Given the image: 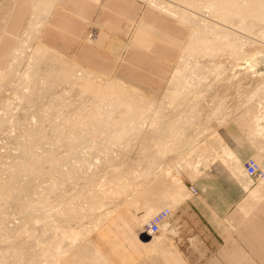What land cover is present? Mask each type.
Segmentation results:
<instances>
[{
	"label": "rangeland",
	"instance_id": "1",
	"mask_svg": "<svg viewBox=\"0 0 264 264\" xmlns=\"http://www.w3.org/2000/svg\"><path fill=\"white\" fill-rule=\"evenodd\" d=\"M35 2L36 0H0V70H2L3 72H6L8 70L13 62L12 57L15 54L17 48L20 47L21 50L19 51L22 53L25 52L23 54L18 52L19 54H21L20 58L19 60H17V62H13L18 64L16 66L18 67L16 69L17 72L15 74L7 76L3 80L4 85L0 89V185L3 180L8 178L7 175L9 176V179H11V172L13 171H17V176H19L18 179H24L26 177V179L29 178L34 181L37 179V177H39V179L36 180V183L38 182L37 184L32 183L34 184V186H39H37L38 188L36 187V189L33 186V193L30 192V187L24 190L28 191H26V194L29 193V197L25 195V192L23 193L22 191H18V195L20 196H18L17 199H20L21 196H23L24 198L22 197V200H18L17 204L16 201H14L17 199H13V197L15 196H12L14 192L6 191V188H9L7 187V183L8 185H10L9 180L7 179V182L6 180L3 181L4 184L1 185V187H4L5 189L3 188L2 193H0V253H6L3 255L5 259L3 258V262H1L0 264H13L15 262L14 260H16L17 257V262L19 261V263L16 262L14 264H21V261L22 264H38L35 262H30L34 257L32 255H35L34 253L36 252V250H38L39 246H41L38 243H43V246L47 245V242L49 240L44 241L42 239V236L45 240L49 237V239L52 240L51 237L53 236L49 235H54V229L52 230V228H50L48 225H51L53 222L54 225L59 224L60 229L65 228L64 230L68 231L78 230L85 227V233L80 240L82 241V239H84L85 242H89L90 244L95 245L100 253L105 256L111 264H144L145 262H149L144 261L143 255H140L139 253L145 251L143 245H145L146 242L150 241L153 238L147 233L146 223L157 211L165 207H170H168L166 203H161L157 206L158 209L156 208L151 216H149L146 220L140 222L139 220L145 214V211L141 208L145 205L140 201L137 204V207L139 206V209H137L136 205L133 206L132 200L136 198L144 190L145 187V190L150 189L151 187V190H154L156 183H158L157 181H161L159 177L162 176V173L165 169L169 171V167L172 171H174V169L176 171H179L183 183L189 189V182L198 175L196 174L197 171L208 169L210 170L212 166H214H206L202 161H204V156L210 150V148H208L207 142L213 141V133L216 134L217 132L215 131H218V128L221 125H224L228 121H239L241 127L243 125L242 128L245 131V123L248 124V127L254 126V115H260L262 111L264 112V98L261 97V95L254 96L253 98L249 95H251L252 91L255 90L254 87L260 84L262 80H260V78H263L264 80V76L260 77L259 75L264 74V53L261 54L260 52L259 55L257 53L249 55L247 54V52H245L246 50L238 53L231 52L230 56L229 54L226 55L224 53L223 55L220 53L221 55L219 54V58H222V68L224 70L226 69V71L227 69H229V71H225L224 73L221 71V77H219L218 79L213 78L210 75V64L208 63L209 59L205 58V56L203 57L200 51L195 54L194 58H190V56H188L189 58L184 62L187 64H191L192 66L195 65V61L198 62V70L203 76H207L206 79L202 83H200L198 87L192 88L193 93L203 92L201 93L202 98L200 97V102L198 105L197 102L193 103L191 97L192 94L187 95L184 93V91H181V94L180 92H178L179 98L175 100L172 99L171 102V99L168 100V98L166 97L167 88L171 87V78L170 81L168 79L174 66L180 64L178 59L183 52L184 47L188 45V42L191 41L189 39V36L192 35L191 24L183 23L177 18L169 16L165 12L159 10L160 8L156 4H153L152 2H149L147 0H55L52 2L53 7L51 6L45 22L42 25H38L41 28L40 29L37 28L38 26L34 28L36 25L34 20H36L35 16L39 15L37 14V12H41V10L39 9L42 8L43 5L40 6L42 2L40 4H37L38 6H40V8H38L37 5H34ZM240 2H242V5L245 7L244 10H246V13L253 10L257 6V3H255V1L253 3V1L251 0H240ZM201 3H204V0H201ZM259 3H261V1ZM34 7L35 9H38L36 10L37 12L35 13V15L32 13ZM32 21V31L34 29H37L38 31H40V33L35 30L32 32L31 30H29L30 28L25 30L28 22L32 23ZM141 21H146L150 25V27L154 29V31H157L158 35L155 33H148L147 38H145V41L141 45L134 46L131 40L134 37L133 34L136 27ZM26 31H29L30 34L34 37ZM36 32L37 36L39 35L38 38L36 37V35H34ZM23 33L25 34V36L27 35L26 37L28 38L24 36L27 40L22 36ZM159 34L161 36L167 34L169 36H172L173 38H176V40H166L165 38L159 36ZM21 37H23V39ZM31 37H33V39H36L33 40ZM28 39L31 41V43H28ZM19 40H23L21 42L24 43L26 41V46L22 45L26 50L23 51L22 46H19ZM38 44H40L39 46L42 45L43 50L46 51L43 52L44 54L42 52V54L40 52H37ZM43 45H47L49 49L45 48ZM197 46L198 45L196 44V47ZM33 51L36 53L34 54ZM33 58L35 61L33 60ZM38 58L39 60H37ZM61 59L65 60L67 63L73 66L75 65L76 68H73L74 72H76L78 69L83 68L89 69L94 72H92V76L90 77V79L91 81L93 80V83L96 86L99 84L97 86L100 87L99 91L96 92V95L98 97H101L107 93L100 90H103L104 87L106 88L107 82L109 83L110 81L117 86V90H127L128 92H131L135 95L137 93L138 96L140 95L154 102V107L151 109V111L143 115L142 123H140L141 121L134 122V124L138 123L139 125L133 126V121L130 124L128 122L131 127L128 125L129 127L127 126V129H129L126 130L127 132L125 131L123 134L126 139L125 142H114L111 144V141H106L108 145L106 142H103L104 144H106L102 145V147L99 146L101 147L100 149L98 147V141L96 140L95 142V138L92 136V126L88 124H79L80 126L74 125L73 127V125L71 126V124L69 125L68 123H65L66 125L64 126L61 124V122H63L61 116L64 114L73 116L75 112L74 110H76V108L80 105V102H84L85 98H87V96H89L92 92L90 90L91 88H89V91H87V93L85 91L87 85L85 77L83 78V80L82 78L78 79L77 75L75 76L74 74L66 79L62 76V72L60 73L61 69H59L58 63H56V61L59 62V60ZM30 60H32V63ZM185 63H183L182 66L186 65ZM35 64L37 65L35 66ZM52 67H54L53 69L57 73L53 71ZM34 68H38L41 70L38 74L39 77L35 80V82H33L34 85L33 83H31L34 86V88L32 89L31 85V87H28L24 84H21L19 82V77L23 72L31 71ZM48 68H51L52 70H49L54 72V74L56 73L55 75H53L52 79H55L54 81L59 80V82L48 85L49 81L46 80L47 72H49ZM57 69L59 70V72ZM188 73L189 72H187V74ZM232 75H238V77H230ZM60 79H62V81ZM42 80H44V82H47L44 83ZM103 84L104 86L102 87ZM178 84L179 83L175 85L176 88H180ZM115 85L113 89H115ZM172 88H174L173 84ZM228 92L230 94H228ZM202 94H204L205 96H203ZM25 95H31L32 97L34 95V99L31 102L33 104H30L29 102L27 103L26 99L23 98ZM113 97H115V95H112L109 98L107 97L105 99V103H110V101L114 103L115 98ZM221 100L223 102L221 104H224V106L220 109V112H218V114H215V116H213V110H215L216 105ZM51 101H53L54 104H52L54 107H50L49 109L47 106L51 103ZM195 103H197V108L198 110H200L199 115L197 116L198 113L196 114L192 126L187 129L188 131L186 133L189 138L194 137V135L196 134H201L200 138H198V141H195V151L190 154H183L179 153L178 150H169V152L167 151L166 153H164L165 155L163 154L164 156L162 155V159H158V157L160 158L159 155L161 154V150L159 149L164 146L163 140L165 137L164 134L166 133V128L168 127L167 125H169V123L173 120H176L178 116L181 117L180 113L189 111V106ZM157 107L158 110L160 108H163L164 110H162L161 113L155 114ZM121 115L122 114H119L117 116L123 120L125 116L122 115V117L124 116L122 118ZM223 115L224 117L227 116V118L224 120V122H221V118H223ZM188 117L189 116H184V118ZM120 119L118 118V120ZM169 119H172V121ZM58 124L68 129L77 127V134L79 133L83 135L85 139L89 140V144L95 143L93 144L95 146L91 147V149L90 147H88V149H90L91 151H87L86 147H84L83 149L77 148V150L80 149L79 151L75 152L77 154V159L74 158L75 155H73L72 158L74 161H72L71 157L69 158L70 161L68 160V166L71 165V161L72 164H74V166H70L69 169H67L68 166L64 167L67 164H63L62 168L61 164L56 165L55 162V164L48 163L50 165L52 164L50 166L46 163L44 165L43 162L37 161V159H33L37 158V155L35 154H44L43 152L45 151H49L45 152L47 154L51 151H54L53 153L56 152L59 155H62L63 153L64 155V152L66 153L69 149H71L66 148L68 145V147L72 145L71 142L69 141L66 143V141L64 140L67 139H63L62 137L59 138V135L54 131V126ZM121 124L123 123H119L120 126H122ZM203 127H206L209 130H203ZM28 129H34L33 131H37L38 129V133L33 134L34 136H32L30 141L28 139H25V131H27ZM33 137L35 139H33ZM31 140L33 141V144ZM21 141H24L26 143L30 142L32 146V148L30 146L29 149H32L31 151H29L30 155L25 154L26 152H21L24 151V149H21L19 145V142ZM107 146V150L109 151L110 149V153L108 151V153H103L102 149H104V147L106 148ZM249 149L250 151L248 154H250V156L248 158L253 157V152L255 150L254 147H251ZM40 151L43 152L41 153ZM56 153L55 155H58ZM85 153H87V155ZM23 154H25V156H23ZM80 154L82 157L80 156ZM29 156H32V158H29ZM78 157L84 160L78 162ZM248 158L243 160V166L244 162ZM18 159V163L25 166H23L24 169H16L17 167L15 166V164L18 163L17 161L15 163V160ZM154 159H156L157 161ZM198 160H200L199 166L194 167L193 170L191 168L192 165L190 161H193L192 164L194 165L198 164ZM35 161L40 164L37 165ZM76 161L77 163H80V165H84L83 171H81L80 173L77 172V170H73L76 168V166V169L82 167H79V164L77 165L76 163H74ZM262 162L264 163V159L262 160ZM35 163L36 165L34 166V169L33 167L31 168L30 166H33ZM41 163L43 164V166L41 165ZM47 165L49 166V171L52 169V167H54L50 171L52 175L48 171ZM259 165L262 173L259 176L252 177L250 179L252 180L251 182L253 186L259 184L260 182L264 183V177L260 178L264 175V167L262 166V164H260V162ZM13 166H15L16 168H13ZM36 166L39 169L41 167L43 169L41 168L39 172H34V170H36ZM8 167H11L13 171ZM44 167H46L47 169H45ZM71 167L73 169H70ZM56 168H58V172L62 171L61 173H59L60 178H57L58 173ZM163 168L165 169L162 170ZM8 169L11 172H6ZM21 169L23 171H25L26 169L27 170L24 173ZM39 169H37V171ZM66 169L67 173L70 171V173H68L69 178L67 173L64 174ZM71 170H73L74 173ZM40 172L43 173V176H41L42 173ZM71 172L73 176H71ZM35 173L37 174L35 175ZM44 173H47L48 175L45 176ZM54 173H56V175ZM23 174H26V176H23ZM53 175L56 177H54ZM48 177L50 179H48ZM61 177H63V179H61ZM64 177H66L67 179ZM60 180H62V182H60ZM65 180H68L70 182L67 181L63 184V181ZM100 180L104 181L102 185L105 184V186L103 185L104 188L101 186V190L103 189V191L101 192V194L99 193V199L97 197V199L99 200H97V202L99 203L97 205V202H95V206V203L91 204L90 201L88 202L86 194L90 185L98 184L99 187V185H101ZM91 181L94 183H92ZM105 181L109 183L107 184ZM165 181L167 180L165 179ZM123 182L124 184H122ZM15 184L11 185V187L15 186ZM48 184L49 186L51 185L50 187H55L56 189L58 188L57 191L49 195L50 193H47L48 190L46 191V186H48ZM111 190H113V193H110ZM35 191H38V193H36ZM7 192H9L12 197ZM6 193L10 198L6 197ZM83 193L86 200L83 199ZM80 194H82L83 197L81 196L79 199ZM246 195H248V192H246ZM3 197L7 198L8 200L3 201ZM35 198H38V200L35 201ZM20 201L22 202L20 203ZM140 203L142 204V206ZM56 204L58 205L57 207ZM62 204L64 207H62ZM100 204L102 205L100 206ZM261 204H264V199L259 202V205L257 207L254 206V208L248 215L244 214V208L242 207L245 206L238 205L235 212H233L234 219L236 221H239L238 226L242 227V224L244 225L245 223H247V221L254 220L257 214L260 215L261 212L259 211V209ZM45 205H48L49 207H45ZM72 206L75 208L73 216L75 215L76 217L74 216V218L72 214H70L72 212L70 211L69 213L68 210L70 207L71 210H74ZM89 206H91L92 208ZM32 207H34L35 210ZM42 207H45L46 209H43ZM50 207L52 209L49 210ZM133 207H136V211H134ZM39 208H42L43 212L41 209V212L40 210H36ZM62 208L67 210L69 218L66 211V213H63L64 210ZM57 209L58 211H60L59 215L57 213ZM170 209L172 215L176 207H172ZM44 210L46 211L44 212ZM61 211L64 215H60ZM104 211L109 212L108 216L104 219H99V215H103L100 213H104ZM55 213L57 216L55 215ZM70 215L72 218L70 217ZM64 218H68V220H65ZM46 223L48 224L46 225ZM53 224L51 227H53ZM45 225L46 228L48 226L49 229H46ZM44 229L46 230V232H44ZM41 231L46 234L40 235L42 233ZM161 232V234L164 235L165 229H162ZM47 234L49 235L47 236ZM39 237H41L40 241L36 239H40ZM32 241H34L36 244L34 242L32 243ZM24 244H26V246H32V248L27 246L29 249H32L31 252H33V246L35 244V252H28L29 249H26L27 247ZM139 247H141V249H139ZM10 249H12V252H9ZM14 250L20 251L21 254L20 252L14 253ZM151 253L152 252H150V254ZM14 255H16L17 257H15ZM28 255H31L32 257L30 256V258ZM146 257L148 258L149 254L146 255Z\"/></svg>",
	"mask_w": 264,
	"mask_h": 264
},
{
	"label": "bare ground",
	"instance_id": "2",
	"mask_svg": "<svg viewBox=\"0 0 264 264\" xmlns=\"http://www.w3.org/2000/svg\"><path fill=\"white\" fill-rule=\"evenodd\" d=\"M53 1H55V0H37L36 1V3H35V5H37V4H40L41 2V4H40V6H42L43 5V7L42 8H40V6H38V8H40L39 10H41V12L39 11V13L36 11V10H38V9H35V7H34V9H33V11H32V13L35 15V13L37 12V14H39V15H37V16H35L36 17V20H34L35 21V27L34 28H36V26H38V25H42L44 22H45V20H46V18H47V16H48V13H49V11H50V9H51V6H52V2ZM147 1H149V2H152L153 4H156L159 8H160V10L161 11H163V12H165V13H167V14H169L170 16H172V17H175V18H177L178 20H180V21H182V22H184V23H189V24H191V26H192V35H190L189 37V39L191 40L190 42H188V45H186L185 47H184V49H183V52L181 53V56H180V58H179V65H177L176 67H175V69H174V71L172 72V75H171V81H170V85H171V87H168V89H167V94H166V97L168 98V100L169 99H171V102H172V99L173 100H175V99H177V98H179L178 96H179V94H178V92H180V94H181V91H184V93L185 94H187V95H189V94H192V98H194L195 97V99L197 100L198 98H200L201 97V93H203V92H197V93H193V91H192V88H195V87H198L199 85H200V83H202L205 79H206V77L207 76H203L201 73H200V71L198 70V68H199V63L198 62H196L195 61V65L194 66H192L191 64H187V63H185L184 61H186L189 57L188 56H190V58H194V56H195V54L197 53V52H199L200 51V53H201V55L204 57L205 56V58H208L209 59V61H208V63L210 64V70H209V72H210V75L213 77V78H219V77H221V75H220V73H221V71L224 73L225 71H226V69L224 70L223 68H222V58H219L220 56H219V54L221 53V54H223L224 55V53L227 55V54H229V56H230V54H231V52H233V53H235V52H243L244 50H246L245 52H247V54H251V55H253V54H258L259 55V53L261 52V54L262 53H264V1L263 0H251V1H253V3H254V1H255V3H257V6L253 9V10H251V11H249V12H247L246 13V10H244L245 9V7L242 5V2H240V0H204V3H201V0H147ZM261 1V3H259ZM247 4V3H246ZM53 7V6H52ZM158 8V9H159ZM244 13H246V14H244ZM33 15V16H34ZM32 16V17H33ZM34 17V18H35ZM31 21V20H30ZM33 24V21H32V23H29L28 22V25L26 26V28H25V30L26 29H29V30H31L32 31V29L31 28H33V27H31V25ZM43 27V26H42ZM37 28H40L39 26L37 27ZM41 29V28H40ZM35 31H38L37 29H34ZM33 30V31H34ZM32 31V32H33ZM27 32V31H26ZM39 33H40V31H38ZM25 33V32H24ZM23 33V34H24ZM27 33H29L30 34V32L28 31ZM22 34V36L24 37L25 36V34L23 35ZM32 34H34V33H32ZM206 34V35H205ZM31 35V34H30ZM34 35H36V37L38 38V36H37V32L34 34ZM27 36V35H26ZM25 36V37H26ZM31 36H33V35H31ZM23 37H21L22 39H23ZM24 37V38H25ZM30 37V36H29ZM34 37V36H33ZM33 37H31L32 39H33ZM26 38H28V37H26ZM25 38V39H26ZM20 39V38H19ZM24 39V40H25ZM30 39V38H29ZM28 39V40H29ZM34 39H36V38H34ZM33 39V40H34ZM188 39V40H189ZM27 40V39H26ZM31 40V39H30ZM29 40V42L28 43H31V41ZM32 40V41H33ZM21 41H23V40H21ZM20 40H19V42H20V45L19 46H22V45H25V44H27L26 43V41H25V43L24 42H21ZM34 42V41H33ZM24 43V44H23ZM187 44V43H186ZM196 44L198 45L197 47H196ZM40 44H38L37 46V52H46V51H44L43 50V48H42V45L41 46H39ZM26 46V45H25ZM22 48H23V46H22ZM195 48H197V49H195ZM42 49V50H41ZM19 50H21V48L19 47V48H17L16 49V51H15V54L13 55V57H12V61L13 62H17V60H19V58H20V55L21 54H19L18 52H20ZM23 51L24 50H26V49H22ZM39 50H41V51H39ZM36 51V50H35ZM188 53H187V52ZM228 51H229V53H228ZM187 54H189V55H187ZM244 52V53H245ZM20 53H22V52H20ZM23 53H25V52H23ZM22 53V54H23ZM33 53L35 54L36 52H34L33 51ZM39 53V54H40ZM41 53V54H42ZM185 53V54H184ZM31 54V53H30ZM44 54V53H43ZM46 54H48V53H46ZM220 54V55H221ZM245 55V54H244ZM32 56V55H31ZM35 56V55H34ZM36 56H38V55H36ZM185 56V57H184ZM256 56V55H255ZM30 57V56H29ZM33 57V56H32ZM43 57V56H42ZM41 57V58H42ZM243 57V56H242ZM253 57V56H252ZM31 58V57H30ZM46 58V57H45ZM45 58H43V59H45ZM250 58V57H249ZM32 59V58H31ZM35 59H36V57H35ZM251 59V58H250ZM33 60H34V58H33ZM37 60H39V58L37 59ZM22 61V60H21ZM31 61V63H32V60H30ZM35 61V60H34ZM40 61H42V60H40ZM12 62V64L10 65V67L8 68V72L6 71V72H3L2 70H0V89H1V87L4 85V82H3V80L7 77V76H9V75H11V74H15L17 71H16V69L18 68V67H16L18 64H16V63H13ZM38 63H39V61H38ZM37 63V64H38ZM56 63H58V65H59V69H61V71H60V73L62 72V76L66 79V78H69V76H71L72 74H74L75 76L77 75V78L78 79H80V78H84L85 77V80L87 81V85H86V93H87V91H89V88H91L90 90L92 91H90L91 92V94L89 95V96H87V98H85V100H84V102H80V105L76 108V110H74L75 112H74V114H73V116L71 117V116H69V115H60L61 116V118H62V121L64 122V124H63V122H61V124L64 126V125H66L65 123H68L69 125L71 124V126L73 125V127H74V125H81V124H84V125H86V124H88V125H90V126H92V136L95 138V142H96V140L98 141L97 143L99 144L98 145V147L99 146H101L102 147V145H105L107 142L106 141H111V144L112 143H114V142H120V143H122V142H125L126 141V139H125V137L123 136V134H124V132L126 131V130H128L127 129V126L133 121V123H132V125L134 124V122H140V123H142L143 121V115L144 114H147V113H149L150 111H151V109L154 107V102L153 101H151V100H149V99H146V98H144V97H142V96H138L137 95V93H136V95L135 94H133V93H131V92H128L127 90H117V86L113 83V82H110L109 81V83L107 82V84H106V88L104 87V89L103 90H100V91H105V93L107 94H105V95H103V96H101V97H98L97 95H96V92L97 91H99V88L100 87H97L94 83H93V80L91 81V79H90V77L92 76L91 74H92V72L93 71H91V70H89V69H86V68H83V69H78L76 72H74L73 71V68L75 67L76 68V66L74 65H71V64H69V63H67L65 60H63V59H61V60H59V62L58 61H56ZM183 63H185L186 65H184V66H182V64ZM238 63H239V61H238ZM37 64H35V66L37 65ZM53 65H54V63H53ZM53 65H51V66H53ZM56 65V64H55ZM57 65V66H58ZM37 67H39V66H37ZM56 67V66H55ZM20 68V67H19ZM54 67H52V69H53ZM49 69H51V68H48V70ZM51 69V70H52ZM56 69V68H55ZM41 69H38V68H34V69H32L31 71H25V72H23L21 75H20V79H19V82L21 83V84H24V85H26V86H28V87H31L32 89L34 88V83L33 82H35V80L39 77L38 76V74H39V71H40ZM58 70V69H57ZM53 71H55L54 69H53ZM227 71H229V69H227ZM226 71V72H227ZM231 71V70H230ZM56 72V71H55ZM58 72H59V70H58ZM74 72V73H73ZM187 72H189L188 74H187ZM57 73V72H56ZM55 73V74H56ZM94 73V72H93ZM222 73V74H223ZM232 73V72H231ZM54 74V72H52V71H50L49 70V72H47V75H46V80L47 81H49V84L48 85H52V84H54V83H56V82H59V80H57V81H54L55 79H52V77H53V75H55ZM61 75V74H60ZM226 75V74H225ZM239 75V74H238ZM238 75H234L236 78L238 77ZM260 75V77H263L264 76V74H259ZM258 75V76H259ZM262 75V76H261ZM233 75L232 76H230V77H234ZM257 76V75H256ZM226 77H227V75H226ZM63 78V79H64ZM228 78V77H227ZM226 78V79H227ZM11 79V78H10ZM81 79V80H82ZM262 79V80H261ZM61 81H62V79H60ZM84 80V79H83ZM216 80V79H215ZM260 80H261V82H260V84L258 85V86H256V87H254L255 88V90H253L252 91V93L251 92H249V93H251V95H249L250 97H254V96H257V95H261V97H263L264 98V80H263V78H260ZM43 82H44V80H42ZM47 81H45V82H47ZM65 81V80H64ZM259 81V80H258ZM44 82V83H45ZM97 82V81H96ZM6 83V82H5ZM31 83H33V85L31 84ZM76 83V82H75ZM93 83V84H92ZM177 83H179L178 85L180 86V88H176V84ZM13 84V83H12ZM119 84V83H118ZM172 84L174 85V88H172ZM23 85V86H24ZM31 85V86H30ZM46 85V84H45ZM85 85V84H84ZM101 85V84H100ZM114 85H115V89H113V87H114ZM120 85V84H119ZM256 85V84H255ZM104 86V84L102 85V87ZM7 87H9V86H7ZM125 87V86H124ZM4 89V88H3ZM84 91V90H83ZM248 91V90H247ZM82 92V91H81ZM99 93V92H98ZM205 93V92H204ZM215 93V92H214ZM213 93V94H214ZM85 94V93H84ZM83 94V95H84ZM216 94H218V93H216ZM228 94H230L229 92H228ZM32 95V94H31ZM31 95H25L23 98H25L26 99V101H27V103L29 102L30 104H33V103H31L32 101H33V97H34V95H33V97L31 96ZM100 95V94H99ZM112 95H115V97H113V98H115V100H114V103L113 102H111L110 101V103H105V99L108 97H111ZM203 96H205L204 94H202ZM238 95V94H237ZM83 97V96H82ZM165 97V96H164ZM202 98V97H201ZM229 98V97H228ZM38 99V98H37ZM36 99V100H37ZM61 99V98H60ZM84 99V98H83ZM195 99H194V102H196L195 101ZM68 100V99H67ZM81 100V99H80ZM165 100V99H164ZM191 100V99H190ZM205 100V99H204ZM245 100V99H244ZM264 100V99H263ZM79 101V100H78ZM82 101V100H81ZM206 101V100H205ZM224 101V100H223ZM248 101V100H247ZM167 102V101H166ZM225 102V101H224ZM53 101H51V103L47 106L49 109H50V107H54L53 106ZM57 103V102H56ZM63 103H65V102H63ZM158 103V102H157ZM221 103H223L222 102V100L221 101H219L218 102V104L216 105V108H215V110L217 109H221V108H223V106H224V104L222 105ZM58 104V103H57ZM61 104V103H60ZM158 105V104H157ZM163 105V104H162ZM161 105V106H162ZM241 105H243V104H241ZM62 106V105H61ZM67 106V105H66ZM160 106V107H161ZM70 107H72V106H70ZM159 107V108H160ZM190 108H191V110L189 111V113L188 112H185V113H188V114H183V113H181L180 115H181V117H179L178 116V118L176 119V120H173L172 121V119H169V120H171L172 122H170L169 123V125H167L168 127L166 128V133L164 134L165 135V137H164V140H163V143H164V146L161 148V149H159V150H161L160 151V158L158 157V159H162L161 157H162V155L164 154V153H166L167 151L169 152V150H178L179 151V153H189V152H192L193 150H194V145H195V141L197 140L198 141V138L200 137V133L199 134H196V135H194V137H186V133H187V129L190 127V126H192V123L194 122V119H195V116H196V114L198 113V111H197V103H195V104H193V105H190L189 106ZM128 109V110H127ZM135 109H136V111H135ZM154 109H156V108H154ZM235 109V108H234ZM46 110H47V108H46ZM123 110H126V111H123ZM134 110V111H133ZM158 107H157V109H156V113L155 114H157V113H159L160 112V110H158ZM162 110V109H161ZM164 110V109H163ZM216 110V111H217ZM72 111V110H71ZM200 111V110H199ZM219 112H220V110H218ZM225 111V110H224ZM234 111V110H233ZM123 112V113H122ZM135 112H137V113H135ZM181 112V111H180ZM60 113V112H59ZM215 113V112H214ZM119 114H122V115H124L123 117H124V119L122 120V119H120V117H118L117 115H119ZM215 114H218V113H215ZM215 114H214V116H215ZM122 115H121V117H122ZM154 115V114H153ZM229 115V114H228ZM157 116V115H156ZM184 116L186 117V116H189L188 118H184ZM122 117V118H123ZM146 117V116H145ZM144 117V118H145ZM158 117V116H157ZM160 117V116H159ZM223 118H221V122H223L226 118H227V116L226 117H224V115L222 116ZM117 118V119H116ZM118 118L120 119V120H122V121H120V120H118ZM151 118V117H150ZM128 120V121H127ZM145 120V119H144ZM155 120V119H154ZM153 121V120H152ZM128 122H129V124H128ZM151 122V121H150ZM154 122V121H153ZM22 123V122H21ZM119 123H123V124H121L122 126H120L119 125ZM124 123H127V124H124ZM155 123V122H154ZM67 124V125H68ZM79 125V126H80ZM135 125H139L138 123L137 124H134L133 126H135ZM143 125V124H142ZM31 126V125H30ZM130 127H131V125H129ZM128 126V127H129ZM132 126V127H133ZM67 127V126H66ZM117 127V128H116ZM197 127V126H196ZM33 128V127H32ZM38 128V127H37ZM71 128V127H70ZM80 128V127H79ZM91 128V127H90ZM136 128V127H135ZM200 128V127H199ZM204 128V127H203ZM30 129V128H29ZM28 129V130H29ZM40 129V128H39ZM138 129V128H137ZM202 129V128H201ZM205 129V128H204ZM25 131V135H26V137H25V139H28L29 141H30V139L32 138V136H34L33 134H37L38 133V129H37V131H33L32 129V131L31 130H29V131ZM36 130V129H35ZM69 132H68V131ZM205 130H209V129H205ZM54 131L59 135V138H63V139H67V140H64V141H66V143L67 142H71V144L72 145H70V147H66L67 149H69V148H71V149H69L66 153L64 152V155H63V153H62V155H59L58 153H56V154H58V155H55V153H53L52 151V153L50 152V153H45V152H49V151H45V152H43V151H40L41 153L43 152L44 154H35V155H37V158H33L34 160L35 159H37V161H40V162H43V164L45 165V163L46 164H48V163H52V164H55L56 163V165L58 164H61L62 165V168H63V164L65 165V164H67V165H65L64 167H66V166H68V160L70 161V157H71V159H72V161H74L73 160V158H72V156L73 155H75L74 156V158H76L77 159V157H76V153L75 152H77V151H79V150H77V148H84V147H86L87 148V151L88 150H90L91 149V147H93V146H95V145H93V144H95V143H91V144H89V140H87V139H85L84 137H83V135H81V134H77V131H78V128L76 127V128H71V129H68V128H64V127H62L61 125H55L54 126ZM41 132V131H40ZM66 132H68V133H66ZM127 132V131H126ZM195 134V133H194ZM191 135V134H190ZM123 137V139H125V140H123L122 139V137ZM92 138V137H91ZM33 139H35L34 137H33ZM57 140V139H56ZM91 140V139H90ZM35 141V140H34ZM87 141H88V143H87ZM93 141V140H92ZM93 141V142H94ZM196 141V142H197ZM31 142H32V144H33V141L31 140ZM103 142H106L105 144L103 143ZM96 143V144H97ZM102 143V144H101ZM69 144V143H68ZM172 144V145H171ZM19 145H20V147H21V149H24V151H21L22 153L24 152H26L25 154H29L30 152L29 151H31V150H29L30 149V146H31V144H30V142L28 143H26V142H24V141H21V142H19ZM107 145H108V143H107ZM162 145V144H161ZM171 145V146H170ZM177 145V146H176ZM117 146V145H116ZM88 147H90V149H88ZM96 147H97V145H96ZM101 147H99L100 149H101ZM31 148H32V146H31ZM35 148V147H34ZM61 148V147H60ZM95 148V147H94ZM98 148V149H99ZM20 149V150H21ZM81 149V150H82ZM97 149V148H96ZM99 149V150H100ZM108 146L105 148L104 147V149H102L103 150V153L104 152H107L108 150ZM93 150V149H92ZM91 151V150H90ZM94 151H95V149H94ZM109 151H110V149H109ZM108 151V152H109ZM58 152V151H57ZM97 152V151H96ZM102 152V151H101ZM107 152V153H108ZM33 153V152H32ZM38 153V152H37ZM60 153V152H59ZM88 153V152H87ZM87 153H85L86 155H87ZM92 153H94V152H92ZM107 153H106V155H107ZM110 153V152H109ZM25 154H23V156H25ZM46 154V155H45ZM84 154V153H83ZM90 154V153H89ZM30 155V154H29ZM33 155V154H32ZM34 155V156H35ZM165 155V154H164ZM163 155V156H164ZM80 156H81V154H80ZM89 156V155H88ZM36 157V156H35ZM82 157V156H81ZM29 158H32V156L30 157L29 156ZM79 158V157H78ZM85 158V157H84ZM88 158V157H87ZM105 158V157H104ZM92 159V158H91ZM156 159H157V157H156ZM156 159H154V160H156ZM83 161L84 159H82V158H79L78 159V162H80V161ZM16 161H17V163L19 162V159L18 160H15V163H16ZM28 161V160H27ZM72 161H71V165H69L68 166V168L67 169H69V167L70 166H74V164H72ZM87 161V160H86ZM157 161V160H156ZM21 162V161H20ZM31 162H32V160H31ZM36 162V161H35ZM55 162V163H54ZM30 163V162H29ZM34 163V162H33ZM37 163V162H36ZM36 163L33 165V166H30L31 168L33 167V169H34V166L36 165ZM74 163H76L77 165L79 164V167L80 166H82V164L80 165V163H77V161L76 162H74ZM89 163V162H88ZM257 163V162H256ZM27 164V163H26ZM38 164H40V163H37V165ZM43 164L41 163V165L43 166ZM51 164V165H52ZM29 165V164H28ZM31 165H32V163H31ZM40 165V166H41ZM48 165H50V164H48ZM47 165V168L49 167ZM50 165V166H51ZM11 166V165H10ZM17 168H16V167ZM15 166H13V168L15 167L17 170H19L20 168H22V169H24V165L22 164H20V163H18V164H15ZM24 166V167H23ZM54 166V165H53ZM76 166V165H75ZM29 167V168H30ZM37 167V166H36ZM35 167V169L36 170H34V172H39L40 171V169L42 168H36ZM60 167V166H59ZM58 167V168H59ZM83 167H84V165L82 166V167H80L79 169H76L77 168V166H76V168L75 169H73L72 167L70 168V169H73L74 171L75 170H77V172H81V171H83ZM162 167V166H161ZM259 167V166H258ZM9 169H11V167H8ZM27 168V167H26ZM28 168V169H29ZM45 169H47L46 167H44ZM54 167H52V169H53ZM58 168H56V170L58 169ZM166 168V167H165ZM165 168H163L162 170H164ZM260 168V167H259ZM9 169L6 171V172H8L9 171ZM21 169V170H22ZM37 169H39L38 171H37ZM43 169V168H42ZM51 169V170H52ZM67 169H66V171L64 172V170H63V172H64V174L65 173H67ZM89 169V168H88ZM168 169H170V167L168 168ZM261 169V168H260ZM12 170V169H11ZM15 170V169H14ZM27 170V169H26ZM25 170V171H26ZM31 170V169H30ZM50 170V171H51ZM60 170V169H59ZM73 170H71L73 173H74V171ZM244 170H245V168H244ZM13 171V170H12ZM23 171V170H22ZM25 171H23L24 173H25ZM33 171V170H32ZM42 171V170H41ZM44 171V170H43ZM48 171H49V168H48ZM47 171V172H48ZM49 171V172H50ZM85 171V170H84ZM170 171V170H169ZM167 169H165L164 170V172L162 173V178H161V181H157L158 183H156V186L154 187V190H151V188L150 189H146L145 190V188H144V190L136 197V198H134L133 200H132V204H133V206L134 205H136V207H137V204L141 201V203L142 204H144L145 206H143L141 209H143L144 211H145V214L143 215L144 217H149V216H151L152 214H153V212L155 211V209L157 208V206H158V204H159V202H162V201H164V200H173V199H175L176 198V196H179L180 195V192L182 191V193H183V189H184V184H183V182H182V180H181V175L179 174V172L177 171V173H178V175L180 176V177H171L170 176V172H169ZM174 171H176L175 169H174ZM9 172H11V171H9ZM17 171H13V172H11V179H9V176L7 175V177L8 178H6L5 180H6V182H7V179L9 180V183H10V185H8V183H7V187H9V188H6V191H9V192H14V194L12 195V196H15V197H13V199L14 198H16L17 199V197L18 196H20V195H18V191H22L23 193L25 192V195H27L28 196V194H26V191H24L25 189H27V188H29L30 187V192L31 193H33V191H34V187H35V189H36V187L38 186H34V184H32V183H35V184H37L36 183V180H38L39 179V177H37V179H36V177H35V179L36 180H32V179H26V177L24 178V179H18L19 178V176H17V173H16ZM30 172V171H29ZM45 172V171H44ZM53 172V171H52ZM56 172V171H55ZM62 172V171H61ZM60 171L58 172V170H57V178H60V176H59V173H61ZM72 172H71V176H73L72 175ZM116 172V171H115ZM18 173H19V171H18ZM27 173V172H26ZM32 173V172H31ZM40 173H42V172H40ZM39 173V174H40ZM51 173V172H50ZM68 173H70V171L68 172ZM67 173V174H68ZM28 174V173H27ZM34 174V173H33ZM33 174H31V175H33ZM37 173H35V175H36ZM45 174V173H44ZM55 175H56V173H54ZM63 174V173H62ZM62 174H60V175H62ZM63 174V175H64ZM76 174V173H75ZM92 174V173H91ZM175 174V173H174ZM245 174L248 176V177H251L252 178V176H250V175H248L247 173H246V171H245ZM10 175V174H9ZM19 175V174H18ZM29 175V174H28ZM41 175V174H40ZM39 175V176H40ZM46 175H48L47 173L45 174V176ZM51 175H52V173H51ZM50 175V176H51ZM161 175V174H160ZM23 176H26V174H23ZM38 176V175H37ZM41 176H43V173H42V175ZM54 176V175H53ZM66 176V175H65ZM54 177H56V176H54ZM53 177V178H54ZM264 177V175L262 176V177H260V178H263ZM42 178V177H41ZM41 178H40V180H41ZM64 178H66V177H64ZM68 178H69V174H68ZM73 178V177H72ZM88 178V177H87ZM92 178V177H91ZM34 179V178H33ZM43 179V178H42ZM48 179H50L49 177H48ZM51 179H52V177H51ZM61 179H63V177H61ZM67 179V178H66ZM90 179V178H89ZM120 179V178H119ZM160 179V178H159ZM165 179L167 180V181H165ZM5 180H3V181H5ZM39 180V181H40ZM2 181V183H1V185L2 184H4V182ZM68 181V180H67ZM66 180L65 181H63V184H64V182H67ZM89 181V180H88ZM93 181H94V179H93ZM101 181V180H100ZM60 182H62V180H60ZM68 182H70V181H68ZM90 182V181H89ZM89 182H87V183H89ZM92 182V181H91ZM104 181L102 180L101 182H100V184L101 185H99V187H98V184L96 185V184H92V185H90L89 187H88V192H87V194H86V197H87V199H88V202L90 201V203L91 204H93V203H95V202H97V200L99 199V197H98V195H99V193L101 194V192L103 191V189L101 190V186L103 187V185L105 186V184H103L102 185V183H103ZM106 182V181H105ZM111 182V181H110ZM152 182V181H151ZM16 183V184H15ZM92 183H94V182H92ZM107 184L109 183V182H106ZM113 183V182H112ZM115 183V182H114ZM121 183V182H120ZM15 184V186H13V187H11V185H14ZM62 184V183H61ZM62 184V185H63ZM106 184V185H107ZM122 184H124V182L122 183ZM1 185H0V187H1ZM85 185V184H84ZM121 185V184H120ZM125 185H126V183H125ZM5 186V185H4ZM34 186V187H33ZM48 186H49V184H48ZM48 186H46L47 187V189H46V191H47V193L49 192L50 194L49 195H51V193H55L56 191H57V189L55 188V187H48ZM53 186H55V185H53ZM65 186V185H64ZM63 186V187H64ZM72 186V185H71ZM119 186V185H118ZM146 186V185H145ZM153 186V185H152ZM39 187V186H38ZM37 187V188H38ZM63 187H62V189H63ZM122 187H123V185H122ZM130 187V186H129ZM2 188V187H1ZM0 188V193H2V191H3V188L1 189ZM68 188V187H67ZM71 188V187H70ZM70 188H69V190H70ZM104 188V187H103ZM109 188H111V187H109ZM119 188V187H118ZM148 188V187H147ZM5 189V188H4ZM125 189V188H124ZM11 190V191H10ZM43 190H44V188H43ZM85 190V189H84ZM87 190V189H86ZM107 190H108V187H107ZM110 190V189H109ZM158 190V191H157ZM5 191V190H4ZM64 191H66V190H64ZM9 192H7V193H9ZM19 192V193H20ZM28 192V191H27ZM36 193H38V191H35ZM34 192V193H35ZM45 192V191H44ZM59 192V191H58ZM61 192H63V191H61ZM83 192V191H82ZM113 193V190H111L110 191V193ZM6 193V194H7ZM35 193V194H36ZM42 193V192H41ZM86 193V192H85ZM105 193V192H104ZM108 193V192H107ZM12 194V193H11ZM22 194V193H21ZM46 194V193H45ZM59 194V193H58ZM109 194V193H108ZM115 194V193H114ZM1 195V194H0ZM5 195V194H4ZM3 195V196H4ZM9 195H10V193H9ZM23 195V194H22ZM33 195V194H32ZM31 195V196H32ZM37 195V194H36ZM113 195V194H112ZM184 195H185V193H184ZM184 195H183V197H184ZM6 196V195H5ZM11 196V195H10ZM11 196V197H12ZM44 196V195H43ZM55 196V195H54ZM58 196V195H57ZM82 196V194H80V196H79V199H80V197ZM83 196H84V193H83ZM82 196V197H83ZM181 196V195H180ZM180 196L178 197V198H180ZM1 197V196H0ZM6 197H9L8 196V194H7V196ZM22 197L23 196H21V198L20 199H17V200H14V201H16V204H17V202H18V200H22ZM29 197V196H28ZM36 197H38V196H36ZM39 197H41V196H39ZM59 197V196H58ZM57 197V198H58ZM73 197V196H72ZM97 197H98V199H97ZM105 197V196H104ZM4 198V197H3ZM2 198V199H3ZM10 198V197H9ZM24 198V197H23ZM31 198H34V197H31ZM49 198V197H48ZM56 198V197H55ZM60 198V197H59ZM74 198H77V197H74ZM182 198V197H181ZM12 199V200H13ZM36 200L35 201H37L38 200V198H35ZM73 199V198H72ZM83 199H85V196L83 197ZM159 199H161V200H159ZM6 201V200H8L7 198H4L3 199V201ZM10 200V199H9ZM26 200V199H25ZM39 200H41V199H39ZM71 200V199H70ZM78 200V199H77ZM86 200V199H85ZM176 200V199H175ZM180 200V199H179ZM178 200V201H179ZM2 201V200H1ZM13 201V202H14ZM99 201V200H98ZM177 201V200H176ZM22 201H20V203H21ZM25 202V201H24ZM41 202V201H40ZM55 202H57V201H55ZM69 202V201H68ZM77 202V201H76ZM80 202H81V200H80ZM87 202V201H86ZM101 202V201H100ZM6 203V202H5ZM19 203V204H20ZM39 203V202H38ZM98 203L99 202H97V205H98ZM140 203V204H141ZM58 204V203H57ZM56 204V207L58 206ZM103 204V203H102ZM102 204H100V206L102 205ZM142 204H141V206H142ZM61 205V204H60ZM48 206V205H47ZM46 205H45V207H47ZM51 206H52V204H51ZM78 206V205H77ZM93 206V205H92ZM95 206H96V203H95ZM99 206V207H100ZM0 207H1V205H0ZM3 207V206H2ZM43 208V209H46V208ZM49 207V206H48ZM62 207H64L63 206V204H62ZM73 207V206H72ZM85 207H88V206H85ZM89 207H91V206H89ZM94 207V206H93ZM131 207V206H130ZM136 207H133V209H134V211H136ZM139 207V206H138ZM137 207V209H139ZM33 209H34V207H32ZM42 208H39V209H36V210H42V212H43V209ZM71 208V207H70ZM68 209V207H67V209L69 210V213H70V211L72 212V213H70V214H72V216H73V212L75 211V208H74V210H71V209ZM92 208V207H91ZM96 208V207H95ZM97 208H98V206H97ZM171 208V207H170ZM50 209H52L51 207L49 208V210ZM55 209V208H54ZM63 209V208H62ZM158 209V208H157ZM169 209V208H168ZM35 210V209H34ZM41 210H40V212H41ZM48 210V209H47ZM64 210V212L63 213H66L67 212V210L66 209H63ZM62 210V211H63ZM89 210H90V208H89ZM88 210V211H89ZM94 210V209H93ZM170 210V209H169ZM30 211H31V209H30ZM46 210H44V212H45ZM57 211H58V209H57ZM62 211H61V213H60V215L61 214H63L62 213ZM66 211V212H65ZM108 211H110V210H108ZM106 212V211H104V213H100V214H103L102 216L101 215H99L100 216V218L99 219H104V218H106L107 216H108V214H109V212ZM54 212H55V210H54ZM59 212L60 211H58L57 213H58V215H59ZM30 213V212H29ZM33 213H34V211H33ZM75 213H77V212H75ZM74 213V214H75ZM42 214H44V213H42ZM54 214V213H53ZM29 215H31V214H29ZM55 215H56V213H55ZM64 215V214H63ZM66 215V214H65ZM67 215H68V212H67ZM66 215V216H67ZM57 216V215H56ZM66 216H64V217H66ZM75 216V215H74ZM74 216H73V218H74ZM70 217H71V215H70ZM76 217V216H75ZM61 218V217H60ZM68 218H69V215H68ZM68 218H64L65 220H68ZM72 218V217H71ZM51 222V221H50ZM101 222V221H100ZM148 222V221H147ZM52 223V222H51ZM54 223V222H53ZM52 223V224H53ZM48 223H46V225H47ZM52 224L50 225H48L50 228H52V230L54 229V231H53V233H54V235L52 234V235H49V234H47V236L49 235V236H53V237H51V239L52 240H50L48 237H46V238H48V239H44L43 238V236H42V239L44 240V241H48L47 242V245L46 246H43L42 244H40V243H38L39 245H41V246H39V248H38V250H36V248H35V240L34 241H32V243L34 242L35 244H34V246H33V252H35V250H36V252L34 253L35 255H32V256H34L33 257V259H32V261H30V262H35V263H38V264H110L109 263V261L100 253V251L98 250V248L95 246V245H93V244H90L89 242H85L84 241V239H82V241L80 240L81 239V237L83 236V234L85 233V227H83V228H80V229H78V230H70V231H68V230H64L63 228L62 229H60L59 227H60V225L58 224H56V225H54L53 224V227H51L52 226ZM46 225H45V228H46ZM163 225H164V227L166 226V220L164 221V223L160 226V230H159V232L162 230V229H164L163 228ZM47 226V228L49 229V227ZM46 228V229H47ZM45 230V229H44ZM43 230V231H44ZM88 230V229H87ZM43 231H41L42 233L40 234V235H44V234H46V233H43ZM44 232H46V230L44 231ZM158 232V233H159ZM147 233L151 236H153V234H150L148 231H147ZM45 237V236H44ZM40 239H38V238H36L38 241H40L41 240V237H39ZM36 240V241H37ZM87 241V240H86ZM28 242H30V241H28ZM42 242V241H41ZM25 243V242H24ZM31 244V243H30ZM37 244V245H38ZM25 246H26V244H24ZM33 245V244H32ZM28 246V245H27ZM26 246V247H27ZM28 247H30V248H32V246L30 245V246H28ZM26 248V249H29V248ZM11 248V247H10ZM34 248H35V250H34ZM8 249H9V247H8ZM7 249V250H8ZM6 250V251H7ZM30 250V251H29ZM28 250V252H31V250L32 249H29ZM9 252H12V249H10L9 250ZM18 252H20V251H18V250H14V253H18ZM33 252H31V253H33ZM3 252H1L0 254H2ZM6 253V252H5ZM5 253H3L2 255H0V263L1 262H3V258H4V254ZM20 254H21V252H20ZM28 254H30V253H28ZM15 257H17L18 256V254H17V256L16 255H14ZM21 256V255H20ZM29 256V255H28ZM31 256V255H30ZM29 256V257H30ZM31 256V257H32ZM12 257H13V253H12ZM11 257V258H12ZM28 257V258H29ZM30 257V258H31ZM5 259V258H4ZM14 259V258H13ZM16 259V258H15ZM20 259V258H19ZM17 260H18V257H17V259L16 260H14L15 262L14 263H16L17 262ZM36 260V261H35ZM12 261V260H11ZM10 262V261H9ZM8 262V263H9ZM27 262H28V260H27ZM11 263V262H10ZM13 263V262H12ZM13 263V264H14ZM17 263H19V261L17 262ZM21 264H22V261H21ZM28 264V263H27ZM32 264V263H31Z\"/></svg>",
	"mask_w": 264,
	"mask_h": 264
},
{
	"label": "crops",
	"instance_id": "3",
	"mask_svg": "<svg viewBox=\"0 0 264 264\" xmlns=\"http://www.w3.org/2000/svg\"><path fill=\"white\" fill-rule=\"evenodd\" d=\"M148 33L158 35L146 21H141L135 29L131 42L134 46L141 45ZM161 37L169 41L176 40L167 34ZM43 46L49 49L47 45ZM175 67L170 73L169 81ZM194 99L195 97L192 98L193 103ZM195 101L199 105L200 98ZM161 109L163 110L160 108L159 113ZM216 110L213 111L218 113L220 109ZM189 111L185 112L189 113ZM197 111L198 116V108ZM185 112L183 114H188ZM245 124L246 131L239 121H228L215 131L216 134L213 133V141L207 142L210 150L202 162L206 166H214L210 170L197 171L198 175L189 182V185L196 188L197 194H192L183 183V193L180 192V198L176 196L177 201L169 199L159 202L176 209L171 215L169 208L171 216L166 219L165 234L162 235L160 231L151 235L153 238L143 245L144 250L148 252L139 253L143 255L144 261H149L144 264H264V204L260 205L261 214H257L254 220L242 224V227L238 226L239 221H236L233 216L238 205L245 206L242 208H244V214L248 215L254 206L257 207L264 199V183L260 182L253 186L251 177L245 174L243 166V160L250 156L249 148L254 147L255 159L250 158H253L259 167V162L264 167L262 162L264 159V112L254 115L253 127ZM190 162L194 170V167L199 166L200 160L194 165L193 161ZM169 172L171 177H180L177 171H172L171 168ZM159 178L161 179L162 176ZM180 178L182 180V177ZM147 218L143 216L139 221L142 222Z\"/></svg>",
	"mask_w": 264,
	"mask_h": 264
},
{
	"label": "built area",
	"instance_id": "4",
	"mask_svg": "<svg viewBox=\"0 0 264 264\" xmlns=\"http://www.w3.org/2000/svg\"><path fill=\"white\" fill-rule=\"evenodd\" d=\"M244 168L246 173L252 177H257L262 173L261 169L258 167V164L253 158H248L244 162ZM189 189L192 194H197V190L194 186L190 185ZM169 216L170 210L167 207L160 209L146 223V230L150 234H157L160 230V226Z\"/></svg>",
	"mask_w": 264,
	"mask_h": 264
}]
</instances>
